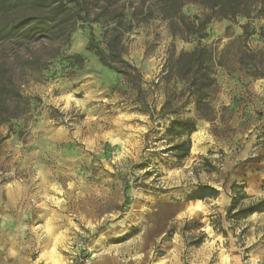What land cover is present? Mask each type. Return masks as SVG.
Masks as SVG:
<instances>
[{
    "label": "rangeland",
    "instance_id": "1",
    "mask_svg": "<svg viewBox=\"0 0 264 264\" xmlns=\"http://www.w3.org/2000/svg\"><path fill=\"white\" fill-rule=\"evenodd\" d=\"M243 22L214 19L201 43L219 50ZM251 23L264 64V18ZM88 31L77 26L59 46L83 65H41L21 81L25 113L0 123V264H264V203L236 214L264 200V77L218 68L214 120L197 121L179 161L165 129L194 108L166 64L196 42L153 16L124 33L141 105L86 49ZM203 184L218 194L199 198Z\"/></svg>",
    "mask_w": 264,
    "mask_h": 264
},
{
    "label": "trees",
    "instance_id": "2",
    "mask_svg": "<svg viewBox=\"0 0 264 264\" xmlns=\"http://www.w3.org/2000/svg\"><path fill=\"white\" fill-rule=\"evenodd\" d=\"M188 5L195 6L197 11L184 14L182 8ZM152 16L167 21L171 36L196 42L192 49L182 50L166 64V73H172L184 85L182 104L192 103L194 108L192 117H172L165 129L169 138L178 139L167 150L177 160L184 159L190 151V134L197 121L214 120L212 101L217 69L237 71L251 78L264 77L261 49L254 50L249 45L255 31L251 22L264 18V0H0V123L25 113L29 101L21 92V81L41 65L56 57L72 71L83 65L84 58L79 53L58 54L59 46L66 44L75 28L83 23L89 24L86 49L102 65L119 74L127 90L135 94L137 103L143 105L141 75L123 57L122 40L133 23ZM220 18L235 23L244 18V22L239 24L241 33L217 50L201 40L207 36V25ZM92 23L99 24V40ZM37 44L45 46L41 49ZM196 189L199 198L218 194L206 184ZM263 203L264 200L249 204L236 214L245 216L263 210Z\"/></svg>",
    "mask_w": 264,
    "mask_h": 264
},
{
    "label": "bare ground",
    "instance_id": "3",
    "mask_svg": "<svg viewBox=\"0 0 264 264\" xmlns=\"http://www.w3.org/2000/svg\"><path fill=\"white\" fill-rule=\"evenodd\" d=\"M193 202L192 201H189L188 203H187V205H191Z\"/></svg>",
    "mask_w": 264,
    "mask_h": 264
}]
</instances>
